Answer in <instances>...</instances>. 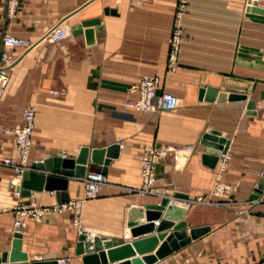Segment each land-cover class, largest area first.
<instances>
[{
	"label": "crops",
	"instance_id": "1",
	"mask_svg": "<svg viewBox=\"0 0 264 264\" xmlns=\"http://www.w3.org/2000/svg\"><path fill=\"white\" fill-rule=\"evenodd\" d=\"M248 1L185 0L176 66L169 71L168 40L178 0H20L12 18L6 0H0V42L10 33L31 43L9 49L15 61L0 98V160L17 157L14 139L4 130L21 123L27 106L36 108L28 166L50 156L75 157L84 146H119L118 157L106 166L108 183L77 212L24 220L22 249L30 261L82 264V255L75 254L80 233L118 243L157 234L133 237L127 210L165 197L185 208L181 221L187 236L191 228L210 229L153 264H264V189L250 198L264 172V14L248 11ZM96 18L101 30L88 26L81 30L92 29L89 37L73 34L82 21ZM56 25L70 33L50 43L45 36ZM147 75L161 79L157 93L163 89L177 97L175 110L140 112L127 105L137 96L130 87ZM205 85L247 99L199 100ZM248 102L254 104L253 114H247ZM210 130L228 141L215 168L201 159L200 140ZM160 145L175 152L155 166L157 194L127 193L125 188L141 187L147 147ZM221 157H227L223 164ZM91 170L101 166L88 160L86 173ZM66 178L68 201L82 198L83 179ZM217 178L230 187L226 196L209 194ZM12 180L21 183L10 168L0 166V254L11 246L18 202L47 207L59 202L55 190L15 196ZM164 238L152 251L115 261L106 256L99 264L153 255Z\"/></svg>",
	"mask_w": 264,
	"mask_h": 264
},
{
	"label": "water",
	"instance_id": "2",
	"mask_svg": "<svg viewBox=\"0 0 264 264\" xmlns=\"http://www.w3.org/2000/svg\"><path fill=\"white\" fill-rule=\"evenodd\" d=\"M247 10L259 14H264V8L258 6L254 0L248 1ZM109 10L105 9L107 14ZM95 26L96 30H101L99 19L84 20L80 25L73 28V34L84 33L86 37L91 35L92 29L82 31V27ZM198 99L208 102H224V101H245L246 95L220 92L213 86H201L198 91ZM253 102L247 103V114H253ZM200 144L205 147V151L201 155L203 164L210 168H215L218 156L221 152L226 151L228 141L226 135H221L219 132L210 130L203 134ZM119 153L118 144H112L106 148L90 149L87 146L81 147L79 153L75 157L50 156L38 162L32 163L21 175V183L17 185V189L22 196H29L30 191L55 190L59 202L68 201V196L65 193L67 187V178L72 176L82 179L87 171V163L101 166V172L105 174L106 166L111 159L117 158ZM264 189V172L257 183V187L250 196L251 199H256L260 192ZM174 197H185L182 194L176 193ZM185 208L169 203L168 198H162L156 205L146 206H130L127 210L126 225L130 227V232L133 237L155 231L149 237L141 238L135 241L118 243L115 239H100L94 237L89 239L85 233H80L75 244V254L82 255V264H99L105 263L106 256L108 260L115 261L124 257H130L138 253L152 251L158 244V241L163 239L161 244L153 255L142 256V258H133L120 262L119 264H153L158 260H162L173 251L188 244L191 239L203 235L209 231V227H198L189 229L187 236L186 222L181 221ZM151 221H157L155 225ZM172 221H178L176 224ZM173 228L171 232L164 233L163 231ZM104 249H106L104 251ZM8 262L9 264L26 263V264H59L57 260H29L27 253L22 249V233L14 231L11 246L9 251H3L0 254V264ZM66 264V263H62ZM157 264H163L158 262Z\"/></svg>",
	"mask_w": 264,
	"mask_h": 264
},
{
	"label": "built area",
	"instance_id": "3",
	"mask_svg": "<svg viewBox=\"0 0 264 264\" xmlns=\"http://www.w3.org/2000/svg\"><path fill=\"white\" fill-rule=\"evenodd\" d=\"M20 0H6L7 16L15 17L18 12ZM177 10L173 16L171 34L168 40V60L167 70L175 69L176 60L181 42V27L180 20L184 14L185 0H178ZM258 6L264 7V0H254ZM69 30L61 25L54 26L46 34L45 39L50 43H57L69 36ZM31 43L22 38L16 37L13 34L6 33L1 37L0 42V98L3 95L9 83L10 68L13 65L15 58L9 52L10 48L23 47L29 48ZM161 88V79L158 76L147 75L140 79L136 84L130 87V93L137 94L132 101H127V105L135 111L159 112L173 111L177 107V97L165 90L157 93ZM36 108L34 106L24 107L21 114V123L14 128L4 130L6 134L12 136L15 142L17 152L16 158H3L0 160V166L10 168L15 179L20 180L23 171L29 169L27 161L32 146V134L34 127ZM175 150L169 146H149L147 147L142 159L140 176L141 187L125 188L127 193H137L141 195L157 194L155 166L158 162L166 158ZM227 157H221V164L226 161ZM85 183L84 194L82 198L77 200L58 202L52 206H40L37 202L23 203L18 202L13 207L14 221L13 227L15 231H20L24 220L40 221L47 214H62L67 211L77 212L82 202L92 199L97 195L99 187L108 183L107 177L101 172H87L82 178ZM12 192L15 196H20V191L16 188L15 180L11 182ZM230 192V187L223 184L217 178L213 183L210 195L226 196ZM198 198L197 201H201Z\"/></svg>",
	"mask_w": 264,
	"mask_h": 264
}]
</instances>
